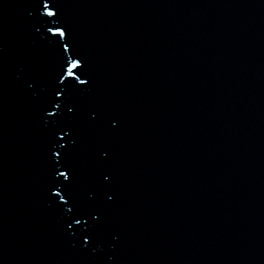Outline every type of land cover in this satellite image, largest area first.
Segmentation results:
<instances>
[{"label": "snow or ice", "instance_id": "6c2138e0", "mask_svg": "<svg viewBox=\"0 0 264 264\" xmlns=\"http://www.w3.org/2000/svg\"><path fill=\"white\" fill-rule=\"evenodd\" d=\"M51 0H33V3L37 5V11H40L41 8L45 9L46 11H43L40 16V20L44 25H51V27H48V31L52 33V36H61L64 37L66 35L65 27L63 23L61 22L60 16L57 14L56 11H52L49 8ZM64 51H68V44H63ZM71 57H69L70 59ZM76 61H73L69 67H68V75L72 76L73 72L72 69L77 67ZM81 83H85V81H80ZM50 115H53V113H50ZM63 137H61L62 139ZM57 156L60 155V153H56ZM59 175L64 176L65 179H67V174L65 172H60ZM59 195V193H57ZM71 211V209H69ZM76 223H80V220H76ZM87 223V221H85Z\"/></svg>", "mask_w": 264, "mask_h": 264}]
</instances>
